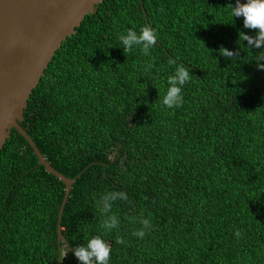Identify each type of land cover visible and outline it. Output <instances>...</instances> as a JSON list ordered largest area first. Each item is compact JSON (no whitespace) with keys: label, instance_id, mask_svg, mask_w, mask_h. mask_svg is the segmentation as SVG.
<instances>
[{"label":"trees","instance_id":"trees-1","mask_svg":"<svg viewBox=\"0 0 264 264\" xmlns=\"http://www.w3.org/2000/svg\"><path fill=\"white\" fill-rule=\"evenodd\" d=\"M235 3L104 0L56 51L22 126L76 179L62 219L72 248L101 231L99 195L124 191L111 264H264V70L259 50L237 44L255 33L230 16ZM146 25L159 33L151 54H126L118 34ZM221 47L239 49L237 61ZM179 64L192 78L183 105L167 109L159 96ZM65 194L13 128L0 151V264H80L61 259ZM141 217L152 224L142 240Z\"/></svg>","mask_w":264,"mask_h":264},{"label":"water","instance_id":"water-1","mask_svg":"<svg viewBox=\"0 0 264 264\" xmlns=\"http://www.w3.org/2000/svg\"><path fill=\"white\" fill-rule=\"evenodd\" d=\"M104 0H0V151L13 128L28 140L46 169L66 184L59 216V241L63 235L65 206L76 179L57 170L22 126L34 89L62 46L89 13Z\"/></svg>","mask_w":264,"mask_h":264},{"label":"clouds","instance_id":"clouds-1","mask_svg":"<svg viewBox=\"0 0 264 264\" xmlns=\"http://www.w3.org/2000/svg\"><path fill=\"white\" fill-rule=\"evenodd\" d=\"M229 13L233 19L243 17L244 28L254 30V35L241 30L237 44L240 45V49L247 52L259 50L254 60L257 62V68L264 70V0H236L235 6H231ZM158 36V31L151 26H142L139 30L131 27L118 34L117 45L121 46L126 54L139 49L143 55L149 56L151 49L157 45ZM219 53L225 59L232 61H237L240 56L239 49L230 50L226 47H221ZM170 63L176 65L175 60ZM191 78V69L188 66L184 64L175 66L174 71L167 77V88L163 96H159L161 105L167 109L181 107L184 103V88L190 83ZM127 199V193L124 191H106L100 194L96 200V208L101 217V231L86 238L85 243L74 248H69L67 243L61 259L72 252L80 264H111L112 243L106 237L113 230H118L121 225L120 217L113 211V206L117 200ZM137 222L141 227L135 229L132 235L142 240L152 228V224L149 218L144 217L139 218ZM237 235L239 236V232ZM115 243L123 245L125 240L118 238Z\"/></svg>","mask_w":264,"mask_h":264}]
</instances>
